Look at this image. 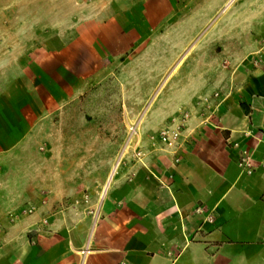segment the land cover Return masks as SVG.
Returning a JSON list of instances; mask_svg holds the SVG:
<instances>
[{
  "label": "crops",
  "instance_id": "crops-1",
  "mask_svg": "<svg viewBox=\"0 0 264 264\" xmlns=\"http://www.w3.org/2000/svg\"><path fill=\"white\" fill-rule=\"evenodd\" d=\"M237 1L198 38L204 26L188 36V4L177 0H135L105 28L133 50L125 69L150 78V118L184 125L178 156L157 143L111 178L110 143L90 146L98 133L81 135L87 144L62 151L59 164L27 153L31 132L62 107L40 112L47 90L35 87L56 56L46 36H31L46 4L26 2L29 35L0 38V264H264V0ZM242 151L254 155L251 175Z\"/></svg>",
  "mask_w": 264,
  "mask_h": 264
},
{
  "label": "rangeland",
  "instance_id": "rangeland-1",
  "mask_svg": "<svg viewBox=\"0 0 264 264\" xmlns=\"http://www.w3.org/2000/svg\"><path fill=\"white\" fill-rule=\"evenodd\" d=\"M34 1L35 4L39 3V0ZM42 1L47 11L36 12L32 20H41L44 28L31 29V36H46V53L55 54L56 57L47 62L48 72L53 75L45 77L46 84L39 83L35 90H47L46 105L43 101L40 103L41 114H50L62 108L56 120L31 132L33 138L26 145L31 160L35 155L47 153L52 160L57 158L59 164L62 151L87 144L81 137L87 133L101 136H96L89 144L96 149H107L110 143L111 170L118 163L117 172L124 164L136 163L147 156L148 159L157 147L161 131L167 126L156 124L157 118H150V93L145 91L150 86V78L135 76L134 66L125 69V61L133 50H128L129 45L124 48L112 42L109 36L114 37V31L105 29L117 22L121 8L126 5L129 9V4L135 0ZM223 1L177 0L180 5L188 4V36L195 26H204L197 36L201 37L208 27L223 16L224 10L230 16L238 1L231 0L222 7ZM26 2L28 0H0V38L29 35L26 29ZM72 3L78 5V14L71 12ZM181 15L184 17L187 14ZM71 20L78 21V38H75L76 30L70 27ZM71 39L74 41L72 45ZM75 68L77 76L65 75V72L75 73ZM120 72L123 73L122 81ZM158 79L160 86L165 77ZM1 81L0 77V86ZM30 115L29 120H32L34 114ZM66 134H74V137H66ZM117 172L114 176H117ZM98 180L96 175L97 184ZM103 187L96 193L94 209L101 204Z\"/></svg>",
  "mask_w": 264,
  "mask_h": 264
},
{
  "label": "built area",
  "instance_id": "built-area-1",
  "mask_svg": "<svg viewBox=\"0 0 264 264\" xmlns=\"http://www.w3.org/2000/svg\"><path fill=\"white\" fill-rule=\"evenodd\" d=\"M183 124H178L176 126H170L165 128L163 131H161L159 138L157 142L161 144L164 149L172 152L174 155L178 156L179 153L184 148V143L181 141L183 137ZM238 145L236 144L235 147ZM181 160V157L175 159L176 163H179ZM240 166L242 168V171L248 175L253 174L255 171V159L254 155L250 154L247 151H242L241 157H240ZM1 186V183H0ZM34 207L28 209L29 213H32L34 211ZM1 231V228H0Z\"/></svg>",
  "mask_w": 264,
  "mask_h": 264
},
{
  "label": "bare ground",
  "instance_id": "bare-ground-1",
  "mask_svg": "<svg viewBox=\"0 0 264 264\" xmlns=\"http://www.w3.org/2000/svg\"><path fill=\"white\" fill-rule=\"evenodd\" d=\"M231 3H232V2H231ZM231 3H230V4H231ZM228 7H229V5H228ZM118 164H119V163H118ZM118 164H116V165L114 166V168H113V170H112V172H111V176H110V178L113 177V176L116 174V172H117V168H118ZM107 186H108V183L106 184L104 191L106 190Z\"/></svg>",
  "mask_w": 264,
  "mask_h": 264
}]
</instances>
